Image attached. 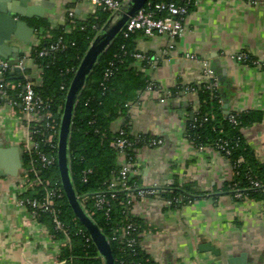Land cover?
I'll use <instances>...</instances> for the list:
<instances>
[{
    "label": "crops",
    "instance_id": "obj_1",
    "mask_svg": "<svg viewBox=\"0 0 264 264\" xmlns=\"http://www.w3.org/2000/svg\"><path fill=\"white\" fill-rule=\"evenodd\" d=\"M51 2L54 8L41 19L54 28L64 26L70 12L75 19L86 20L97 11L89 0ZM21 20L28 28L4 43L6 59L0 61L8 63L18 77L39 85L41 71L31 57L39 36L27 22L30 19ZM5 33L0 23L2 42H6ZM136 43L139 53L155 58L133 64L149 77L154 90L141 93L131 104L130 135L157 138L162 145L136 152L133 176L144 188L169 187L177 180L194 182L207 194L179 208L170 207L159 196L135 200L132 215L143 228L140 248L154 264H264V202L240 201L222 193L223 185L234 176L233 167L216 149H199L189 141L187 122L200 101L196 92H182L208 83L203 74L205 68L211 70L225 115H262L243 135L264 164V0H196L181 37L142 34ZM240 54L251 61L238 62ZM8 85L15 88L14 83ZM174 89L179 90L174 93ZM124 124L125 119H119L112 132L116 134ZM26 138L22 110L0 102V151L17 148L22 162ZM124 162L119 156L120 167ZM22 172L0 175V264H59L65 242L54 238L48 224L32 218L16 202Z\"/></svg>",
    "mask_w": 264,
    "mask_h": 264
},
{
    "label": "trees",
    "instance_id": "obj_2",
    "mask_svg": "<svg viewBox=\"0 0 264 264\" xmlns=\"http://www.w3.org/2000/svg\"><path fill=\"white\" fill-rule=\"evenodd\" d=\"M151 1L157 3L166 0ZM172 1L182 3V0ZM194 6L195 0H192L190 11ZM112 15L113 13L97 10L86 20L68 17L64 26L56 28L45 19L27 20L41 39L40 44L31 50V57L41 71L40 84L34 85V90L45 102L51 103L58 130L74 75L91 43ZM140 35L141 32H135L125 37L121 32L100 56L76 103L69 139V168L74 191L81 207L110 243L115 264H154L142 251L140 244L129 247L124 238L123 230L128 224H133L137 228L134 237L138 240H141L143 231L140 222L132 215V205H128L129 192L123 191L120 186L116 189L110 188L112 181L118 180L121 170L119 153L112 146L118 137L117 133L112 132V125L124 118L125 124L122 128L131 140H135V136L130 135L128 125L130 106L152 85L146 74L133 67L137 61L134 55L139 53L136 50V41ZM47 36L51 38H46ZM58 39H62L66 44L65 50L48 57H39V51ZM146 63L144 61V64ZM108 70L113 74L106 79L105 74ZM10 83H14L15 88H6L7 96L20 104V95L28 80L25 77H18L10 70L0 74V84ZM190 87L196 89L200 107L187 122V138L199 149L209 147L219 151L230 161L235 171L232 179L223 185L222 193L234 198L240 193L242 194V198L238 199L240 201L250 199L264 202V164L258 160L243 135L244 129L262 120V115L256 112L225 115L222 96L218 89H212L208 84ZM178 90L174 89L173 92L176 93ZM0 102L6 104L7 101L0 99ZM19 104L16 110H21ZM232 117H235V122ZM141 136L143 141L136 144L134 149L128 150V157L133 162L136 152L143 149L144 143L152 139L150 136ZM39 150L50 157H55L54 165L48 170L42 169L37 154L25 151L22 154V169L31 171L32 178L39 172L42 180H48L53 185L61 184L62 197L56 199L55 208L60 212L59 219L64 225L63 231L55 229L50 214H42L39 218V221L48 224L54 238L68 241L61 248L60 261L66 264H104L103 258L88 231L76 217L64 192L58 165V148L52 149L42 143ZM138 183L139 178L131 175L127 185L131 186L132 190L144 188ZM255 183H258L259 187L255 186ZM159 191V197L173 203L170 206L172 208L185 206L188 201L194 203L207 195L196 183H179L177 180L172 186L160 187ZM43 192L41 186L27 192L23 198L41 199ZM99 193L115 195L111 200L109 215L95 208V196ZM178 200L182 202L177 203Z\"/></svg>",
    "mask_w": 264,
    "mask_h": 264
},
{
    "label": "built area",
    "instance_id": "obj_3",
    "mask_svg": "<svg viewBox=\"0 0 264 264\" xmlns=\"http://www.w3.org/2000/svg\"><path fill=\"white\" fill-rule=\"evenodd\" d=\"M96 10L104 12L115 13L120 10L121 6L125 2L124 0H89ZM196 1V0H195ZM192 0H182V3H176L172 0L161 1L153 3L151 0L140 10L135 16H133L124 30L122 31L125 37L134 34L135 32H141L146 37L166 36L172 40H175L182 36L184 32V24L187 17L190 14V5ZM70 19H75L73 12L69 13ZM46 38H51L47 36ZM40 38L38 44H40ZM170 49H174L173 45L169 46ZM67 48L62 39H58L48 47L43 48L38 52L39 57H48L54 53L63 51ZM134 58L137 61L154 62L155 58H147L141 53H136ZM248 56L246 54H240L237 57L238 62H248ZM10 70L8 63L0 61V74H4ZM40 70V69H39ZM113 72L108 70L105 74V78L108 79L112 76ZM203 77L208 80V87L217 89L218 84L214 79V74L208 68H205ZM9 85L0 84V99H4L7 105L12 109L18 106V102L14 99H10L5 91ZM148 91L154 90V86L151 85ZM184 94L197 92L194 87H186L182 90ZM21 103L19 107L23 113V119L27 130V138L25 142L24 152L35 153L38 156V161L42 169L48 170L51 168L56 159L50 157L41 152L40 144L49 145L52 149L58 148L56 145V139L59 137L58 125L52 111L51 103L45 102L40 96H38L34 90V85L27 83L24 86L23 92L20 95ZM235 122V117H232ZM118 137L114 140L112 146L118 151L119 156L124 157L125 162L121 167L118 180H113L110 188L116 189L120 186L123 191L129 192L128 205H133L135 200H144L149 198H155L159 196L160 187H149L132 190V187L127 185L131 175L134 172V165L132 159L128 157V150L134 149L135 145L143 141L141 135H136L135 140H131L127 132L121 128L118 132ZM59 139V138H58ZM162 145V140L152 138L148 142L144 143L143 148H154ZM205 149V148H200ZM229 154V152H227ZM23 170V169H22ZM31 171L23 170L22 181L20 184V198L16 200L17 204L25 207L29 210L32 218L39 220L42 214H50L52 216L53 225L56 230L63 231L64 225L59 219V211L55 208V201L62 197L60 193V183L51 184L50 181L42 180L39 176V172L34 174V177H30ZM233 173L235 174L234 168ZM43 187V197L41 199H29L23 198V196L30 191H34L38 187ZM255 186L259 187L258 183ZM115 195H107L99 193L95 196V208L97 210L105 211L106 215H109ZM242 194L238 193L236 199H241ZM182 202V200H178ZM168 205H172V202H167ZM192 204L188 201V204ZM137 228L133 224H128L123 230L124 238L129 247H133L136 244H140V240L135 238ZM116 239V238H115ZM114 239V240H115ZM89 241V240H88ZM67 242H65L66 245ZM59 264H66V262H60Z\"/></svg>",
    "mask_w": 264,
    "mask_h": 264
},
{
    "label": "water",
    "instance_id": "obj_4",
    "mask_svg": "<svg viewBox=\"0 0 264 264\" xmlns=\"http://www.w3.org/2000/svg\"><path fill=\"white\" fill-rule=\"evenodd\" d=\"M149 1L127 0L124 2L120 10L113 13L109 22L91 43L69 87L59 129L58 165L62 186L71 208L88 231L104 260V264H115V259L106 236L81 207L74 191L69 168V139L75 106L87 78L93 71L100 56L107 51L115 38L124 30L130 19L142 10ZM5 2H8L9 5H6ZM32 2L35 3L34 6H30ZM52 5L54 4L51 0H40V2L35 0H0V23H3L6 29L4 34L6 42L0 40L1 59H6L4 56V43L7 44L12 35L21 36L23 29L28 28L27 23L22 22L21 19L44 18V15L46 13L49 14L50 10L54 8ZM15 16H19L21 19H16ZM0 168V175L16 176L18 174L19 170L22 169V162L17 148L0 151Z\"/></svg>",
    "mask_w": 264,
    "mask_h": 264
}]
</instances>
